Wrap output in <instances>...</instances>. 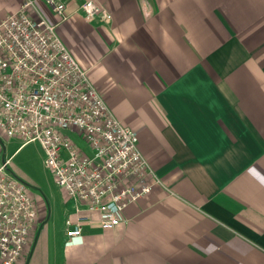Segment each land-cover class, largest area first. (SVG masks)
Segmentation results:
<instances>
[{
  "label": "crops",
  "instance_id": "crops-1",
  "mask_svg": "<svg viewBox=\"0 0 264 264\" xmlns=\"http://www.w3.org/2000/svg\"><path fill=\"white\" fill-rule=\"evenodd\" d=\"M21 1L0 0V16ZM82 1L64 0L56 31L137 131L151 187L114 226L93 213L72 236L75 200L56 182L59 211L31 193L37 221L17 264H264V0H96L107 21Z\"/></svg>",
  "mask_w": 264,
  "mask_h": 264
},
{
  "label": "built area",
  "instance_id": "built-area-1",
  "mask_svg": "<svg viewBox=\"0 0 264 264\" xmlns=\"http://www.w3.org/2000/svg\"><path fill=\"white\" fill-rule=\"evenodd\" d=\"M42 2L57 22L36 0L0 16V130L41 146L45 167L75 200L66 234L79 235L93 213L102 227L117 224L126 205L150 190L151 168L137 131L112 112L58 35L57 23L68 16L64 0ZM79 9L86 18L111 19L96 0H83ZM10 163L0 156V264L26 258L37 221L36 202Z\"/></svg>",
  "mask_w": 264,
  "mask_h": 264
},
{
  "label": "rangeland",
  "instance_id": "rangeland-1",
  "mask_svg": "<svg viewBox=\"0 0 264 264\" xmlns=\"http://www.w3.org/2000/svg\"><path fill=\"white\" fill-rule=\"evenodd\" d=\"M21 143L19 137H7L0 130V153L10 157L9 167L13 174L33 195L47 198L50 205L53 204L59 211L60 190L50 170L43 163L44 152L41 146L36 142Z\"/></svg>",
  "mask_w": 264,
  "mask_h": 264
}]
</instances>
